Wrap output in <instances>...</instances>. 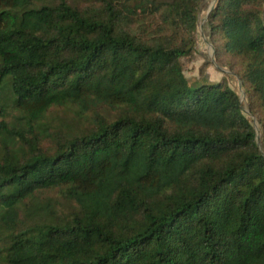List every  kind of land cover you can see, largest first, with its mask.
I'll return each instance as SVG.
<instances>
[{"label":"trees","instance_id":"16d2710c","mask_svg":"<svg viewBox=\"0 0 264 264\" xmlns=\"http://www.w3.org/2000/svg\"><path fill=\"white\" fill-rule=\"evenodd\" d=\"M202 1L0 0V264H264V0L206 16L245 104Z\"/></svg>","mask_w":264,"mask_h":264},{"label":"rangeland","instance_id":"374dc122","mask_svg":"<svg viewBox=\"0 0 264 264\" xmlns=\"http://www.w3.org/2000/svg\"><path fill=\"white\" fill-rule=\"evenodd\" d=\"M213 4L214 0H203L201 3L197 23L196 52L192 59L183 60L184 74L190 81L205 79L208 82L227 83L236 91L239 98L244 103L246 95L238 79L236 76H232L231 71L224 66L223 60L214 58V51L209 42L208 28L206 25L207 13L212 8ZM251 120L257 132V138L259 139L260 134L257 122L253 117Z\"/></svg>","mask_w":264,"mask_h":264}]
</instances>
